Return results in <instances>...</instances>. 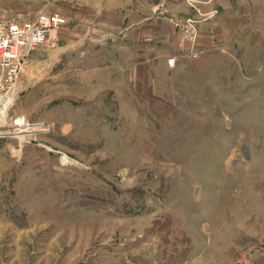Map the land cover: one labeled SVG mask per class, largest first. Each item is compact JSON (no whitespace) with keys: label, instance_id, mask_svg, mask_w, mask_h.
<instances>
[{"label":"rangeland","instance_id":"rangeland-1","mask_svg":"<svg viewBox=\"0 0 264 264\" xmlns=\"http://www.w3.org/2000/svg\"><path fill=\"white\" fill-rule=\"evenodd\" d=\"M45 11L86 45L0 118V264H264V0H0Z\"/></svg>","mask_w":264,"mask_h":264},{"label":"built area","instance_id":"built-area-1","mask_svg":"<svg viewBox=\"0 0 264 264\" xmlns=\"http://www.w3.org/2000/svg\"><path fill=\"white\" fill-rule=\"evenodd\" d=\"M66 24V18L58 13L40 12L33 19L21 16L12 19H0V112L5 111L12 90L23 72L30 55L38 50H50L58 47L60 30ZM193 57L196 53L191 51ZM174 58L167 59V65L173 67ZM30 126L23 117L13 120L12 127L22 132ZM36 126L42 133L49 128L44 123Z\"/></svg>","mask_w":264,"mask_h":264},{"label":"crops","instance_id":"crops-1","mask_svg":"<svg viewBox=\"0 0 264 264\" xmlns=\"http://www.w3.org/2000/svg\"><path fill=\"white\" fill-rule=\"evenodd\" d=\"M92 36H93V33H89V37H91L90 39H92ZM110 36H111L110 33H108V34L106 33L104 36L98 35L97 37L99 39L106 38V40H107V39L110 38ZM121 39L123 40V38H121ZM63 40L64 39H60L59 45L55 49H50V50L38 49L37 51L33 52L30 55V57H29V60L30 61H29V64H28V66L26 68V72H27L28 68L30 66H32L33 63H41V62L51 61L56 56L57 57L58 56H61L62 57L66 52H70V51H73L74 52V51H76L78 49H79V51L80 50H83L85 48V45H86V44H83V45L82 44H80V45L79 44L68 45ZM116 46L117 45H112V44H104V45L98 44V45H95L94 48H96L98 50L97 51V54L104 53L105 54L104 57L109 60V59H111L113 57V55L110 53V52H112V49L111 48H119L121 51L128 50V42L121 44V47H118V46L116 47ZM136 47H137V50L136 51H138V53L145 54V52H149L150 49H155L156 48V45H155V42H152L150 44L149 43H143L142 42V43L137 44ZM174 54H176V53H174ZM170 57H173V55H171ZM174 59L176 60V65L174 67L175 70H176L177 67L180 66V64H181L180 62L182 60L178 56L177 57H174ZM140 66L145 68V63L142 62V64ZM163 67L165 69L169 70L165 62L163 64ZM110 71H111V74H112V70L111 69H110Z\"/></svg>","mask_w":264,"mask_h":264},{"label":"bare ground","instance_id":"bare-ground-1","mask_svg":"<svg viewBox=\"0 0 264 264\" xmlns=\"http://www.w3.org/2000/svg\"><path fill=\"white\" fill-rule=\"evenodd\" d=\"M10 101V100H9ZM5 116V111L0 112V118L2 119ZM1 121V120H0ZM8 131V130H7ZM1 133V132H0ZM17 133V132H16ZM15 134V133H14ZM17 135V134H16Z\"/></svg>","mask_w":264,"mask_h":264}]
</instances>
